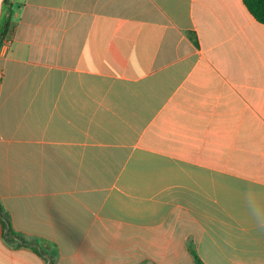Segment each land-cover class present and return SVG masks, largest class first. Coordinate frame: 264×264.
Here are the masks:
<instances>
[{"label": "crops", "instance_id": "obj_1", "mask_svg": "<svg viewBox=\"0 0 264 264\" xmlns=\"http://www.w3.org/2000/svg\"><path fill=\"white\" fill-rule=\"evenodd\" d=\"M5 20L0 264H47L5 220L56 264H264V24L243 0H0Z\"/></svg>", "mask_w": 264, "mask_h": 264}, {"label": "trees", "instance_id": "obj_2", "mask_svg": "<svg viewBox=\"0 0 264 264\" xmlns=\"http://www.w3.org/2000/svg\"><path fill=\"white\" fill-rule=\"evenodd\" d=\"M243 1L248 11L255 17V19L259 23L264 24V0H243ZM11 32H12V29H11V24L9 20L3 21V23L0 26V43L3 40H5L8 34H10ZM4 226H5L4 237L7 241L12 242L13 240H16V241L20 240L19 245L33 247L35 251H37L42 256H44L47 264H56L57 251L55 249L53 250L52 248H50V249L45 250L41 248V244L39 241H36L37 243L25 242L18 234L12 231L8 220L4 221ZM190 253L192 254L195 260V264H202L193 247H190Z\"/></svg>", "mask_w": 264, "mask_h": 264}, {"label": "clouds", "instance_id": "obj_3", "mask_svg": "<svg viewBox=\"0 0 264 264\" xmlns=\"http://www.w3.org/2000/svg\"><path fill=\"white\" fill-rule=\"evenodd\" d=\"M258 226L261 228H264V220H259L258 221Z\"/></svg>", "mask_w": 264, "mask_h": 264}, {"label": "built area", "instance_id": "obj_4", "mask_svg": "<svg viewBox=\"0 0 264 264\" xmlns=\"http://www.w3.org/2000/svg\"><path fill=\"white\" fill-rule=\"evenodd\" d=\"M3 43H4L5 45H8V42H6V41H4Z\"/></svg>", "mask_w": 264, "mask_h": 264}]
</instances>
